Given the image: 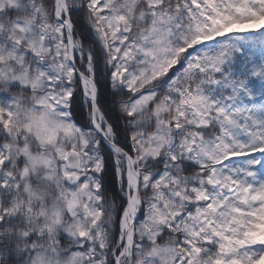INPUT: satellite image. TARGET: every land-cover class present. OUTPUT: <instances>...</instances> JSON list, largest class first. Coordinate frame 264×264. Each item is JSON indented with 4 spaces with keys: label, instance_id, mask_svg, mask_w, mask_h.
Instances as JSON below:
<instances>
[{
    "label": "snow or ice",
    "instance_id": "6c2138e0",
    "mask_svg": "<svg viewBox=\"0 0 264 264\" xmlns=\"http://www.w3.org/2000/svg\"><path fill=\"white\" fill-rule=\"evenodd\" d=\"M0 264H264V0H0Z\"/></svg>",
    "mask_w": 264,
    "mask_h": 264
}]
</instances>
